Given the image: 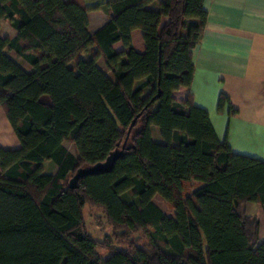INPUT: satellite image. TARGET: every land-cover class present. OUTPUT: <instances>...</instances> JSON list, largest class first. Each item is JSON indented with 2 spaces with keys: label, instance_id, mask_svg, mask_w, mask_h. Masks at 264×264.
<instances>
[{
  "label": "trees",
  "instance_id": "obj_1",
  "mask_svg": "<svg viewBox=\"0 0 264 264\" xmlns=\"http://www.w3.org/2000/svg\"><path fill=\"white\" fill-rule=\"evenodd\" d=\"M154 1L95 5L110 17L90 32L83 2L0 0V22L16 32L0 36V106L20 140L0 149V264H264L258 218L245 212L248 202L264 208V160L210 139L209 115L192 94L172 96L191 86L203 0H162L156 10ZM135 29L143 52L132 46ZM224 103L233 110L221 94L219 110ZM118 150L111 170L69 187L77 170ZM49 160L52 174L43 172ZM86 204L126 247L98 255Z\"/></svg>",
  "mask_w": 264,
  "mask_h": 264
},
{
  "label": "crops",
  "instance_id": "obj_2",
  "mask_svg": "<svg viewBox=\"0 0 264 264\" xmlns=\"http://www.w3.org/2000/svg\"><path fill=\"white\" fill-rule=\"evenodd\" d=\"M76 1L89 8L90 32L109 19L110 13L104 8L91 9L108 0ZM161 1L155 0L149 8L158 9ZM203 6L207 19L205 26L193 35L194 73L191 86L173 91L172 96L182 101L188 93L192 94L193 103L209 115L210 139L221 144L226 142L236 153L264 160V0H203ZM15 33L8 21L1 20V37H13ZM131 38L134 49L143 52L142 31L133 30ZM113 48L119 51L123 47L116 42ZM5 52L21 67L30 70L22 58L12 51ZM221 94L227 97L232 111L228 103L218 109ZM63 144L75 154L70 143L72 149L66 142ZM19 147L20 140L0 106V149L14 150ZM42 165L46 174H52L56 169L55 163L50 160ZM245 212L255 217L260 213L264 222V208L258 203H246ZM258 238L264 240V226L261 228L260 222Z\"/></svg>",
  "mask_w": 264,
  "mask_h": 264
},
{
  "label": "rangeland",
  "instance_id": "obj_3",
  "mask_svg": "<svg viewBox=\"0 0 264 264\" xmlns=\"http://www.w3.org/2000/svg\"><path fill=\"white\" fill-rule=\"evenodd\" d=\"M82 58H87V54H83ZM98 64L103 69H105L102 60L99 59ZM152 133L153 139L155 141L160 139L158 127L154 126V130ZM66 145L72 149V146L68 142H66ZM153 201L158 207L163 210V212L167 216H174L172 209L160 196H155L153 198ZM83 214L87 232L98 242L95 251L100 257L107 258L111 254V251L108 248L109 245L111 248H124L127 246L126 244H122L118 241L119 239L117 238V235H114V233L112 232V229L107 224L104 213L100 208L86 204L83 207ZM257 218L261 224V228H263L264 222L260 213L257 215Z\"/></svg>",
  "mask_w": 264,
  "mask_h": 264
},
{
  "label": "water",
  "instance_id": "obj_4",
  "mask_svg": "<svg viewBox=\"0 0 264 264\" xmlns=\"http://www.w3.org/2000/svg\"><path fill=\"white\" fill-rule=\"evenodd\" d=\"M133 123H134V121L131 123V125L128 129V133H129L130 129L132 128ZM121 153H122V150L115 151V152L111 153L106 158L105 161L96 163V164H94L88 168L77 170V172L74 174V176L69 180V187L75 188L78 179L85 176V175L96 174L99 172H105V171L111 170L115 160L121 155Z\"/></svg>",
  "mask_w": 264,
  "mask_h": 264
}]
</instances>
